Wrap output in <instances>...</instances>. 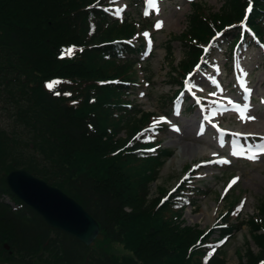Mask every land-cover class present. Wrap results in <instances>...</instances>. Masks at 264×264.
<instances>
[{
	"label": "trees",
	"instance_id": "obj_1",
	"mask_svg": "<svg viewBox=\"0 0 264 264\" xmlns=\"http://www.w3.org/2000/svg\"><path fill=\"white\" fill-rule=\"evenodd\" d=\"M248 1L223 0L221 9L211 13L193 3L185 30L175 36L184 47L182 64L194 60L196 45L213 29L237 20ZM10 3L23 14L20 21L14 12H6ZM259 3L253 0V10H258ZM30 4L36 5L31 12ZM76 18L75 8L55 0H0V114L6 118L0 122V260L3 264H226L221 252L224 244L211 253L198 250L200 246H194L201 231L195 233L186 226L177 229L176 224L162 219L164 205L152 210L156 199L151 204L145 200L150 181L170 155L168 151L148 159L146 166L136 164L141 158L132 153L111 154L132 145L127 140L143 118L137 111L125 119L117 118L108 134L104 122L110 118L111 108L124 104L125 88L119 83L97 84L105 79H133L132 64L127 58L121 60L118 47L110 44L127 37L130 26L106 22L101 27L97 21L88 33L89 20L85 19L70 33ZM251 20L253 13L248 22ZM63 44L66 49L58 50ZM43 45H48V53L39 51ZM120 49L125 54L132 52L125 46ZM49 84L51 88L46 86ZM66 94L80 102L69 105ZM91 94L94 102L88 103ZM120 132L121 137L117 136ZM126 155L132 157L124 158ZM12 169L27 170L81 205L98 224L95 240L86 246L49 228L6 187L4 176ZM3 194L14 202L13 208L3 202ZM257 204V215L264 220V202ZM236 223L245 224L251 242L260 244L255 254L244 251L243 264H255L262 259L263 234L258 228L264 222L257 224L247 216ZM237 227L230 224L218 236ZM206 241L203 238L202 243ZM113 243L122 244L128 254L114 252ZM190 256L195 258L190 260Z\"/></svg>",
	"mask_w": 264,
	"mask_h": 264
},
{
	"label": "rangeland",
	"instance_id": "obj_2",
	"mask_svg": "<svg viewBox=\"0 0 264 264\" xmlns=\"http://www.w3.org/2000/svg\"><path fill=\"white\" fill-rule=\"evenodd\" d=\"M126 1L128 2V9L125 13V16H131L133 12L132 2L129 0ZM199 1L204 3L203 6H200V10L202 12H205L207 9L209 13L216 12L222 7V0ZM55 2H59L60 5L68 4L73 8L81 4V0H72V2L71 0H55ZM147 4L148 6L153 7L150 3V0H147ZM30 8L32 10L29 12L33 11L36 8V5L30 4ZM153 10L155 24L146 25L143 29L144 33L150 35V39L153 44V52L147 59V63L144 64L145 68L143 69L145 70V76H147L150 84L146 88L144 87V84H141L140 88H142V90L140 92H143L144 89L145 94L143 97L137 99L136 91L134 101H136L135 103L142 109L143 112L155 111L156 113H159L158 108L166 107L168 97H170L174 91L175 84H173V82L174 79L177 80L176 77L180 73L178 62H180V59H185L183 47L179 45L180 42L178 40H173V38H175V36L184 30L187 19L186 15H188L190 6L186 0H176L175 2L171 3L165 2L163 5H159V0H155V7H153ZM75 11H77V18L74 25L69 28L70 33L73 29L76 30L78 21H84L85 19L91 18V11L89 10V7H83ZM6 12H14L17 14V21H20V17L23 16L19 10V7H16L11 3L6 9ZM158 23L159 27L156 26ZM165 44H169L167 47L170 48L169 50L165 48ZM65 47L66 46L64 44L59 45L58 50H62ZM39 51L48 53L50 49L48 45H43L42 48H39ZM166 51L169 53H166ZM255 56L256 52L247 54V57L254 58ZM214 57L218 58V64H222L224 62V66L228 64V60L223 61L224 58L219 57L218 54H213L212 58ZM92 66L97 68L94 62L92 63ZM98 68H101V66L98 65ZM248 69L250 70L249 66ZM219 73L223 77L226 71L219 69ZM263 79V70L260 69L251 73V82H245L247 86H252L251 93L254 94V97L250 102V105L252 106H259L257 98L262 91L260 82ZM211 80L215 85H217V74H215ZM86 81L90 83V77H87ZM204 90V88H195L193 90V94L196 95V97L205 96L206 93ZM91 97H94V95ZM232 99H235V96L231 93L225 92L218 99V102L226 104ZM72 100L74 99H67L66 102L69 105L75 107V104L70 103ZM76 102L78 103L79 101L76 100ZM89 103L93 102L90 101ZM220 108L224 110L222 106ZM120 109L124 110L123 108ZM239 113L241 114V118H237V122H224L223 126L230 131H246L261 135L264 134V116L252 114L248 108L245 109L244 107H241ZM201 114L202 113H191L186 117H182V119H180L181 129L176 127L175 131L165 132L160 136L161 141L159 144L161 147H170L172 150L170 151L171 156L162 161L161 165L157 168L159 171L156 178L150 181L147 191L148 194L145 199L150 204L153 202V200L162 196L161 194L164 191H166V193L168 190L170 191L178 181L184 179L183 176H187V173L191 168H195L199 162L207 159L208 155L213 153L209 149L212 146H210L211 144H208V137L202 140L193 138L196 133H193L192 131L193 125L196 126L198 124ZM125 115L126 111H116L115 108H111V116L104 122L105 131L108 134H112L113 122L117 118L125 117ZM247 116L254 117L255 119L248 120L246 118ZM207 118L212 121V114L207 115ZM2 120H6V118L4 115L0 114V122ZM205 128H207V126ZM117 136H123V132L118 133ZM91 144L94 145V142H91ZM188 146L191 147L189 151L187 150ZM158 147L160 148L159 145ZM213 147L215 148L216 153L221 152L216 145ZM27 152L32 153L31 150H27ZM237 153L238 155H241L240 159L244 158V160L234 164L232 167L223 168L221 170H202L201 174L197 177V186L205 189V192L204 194L197 195L193 198L192 204L194 206L186 205V208L181 212L182 214L180 217L176 216V211H167L164 209L161 211L163 214L162 219L169 222L170 224H176L177 229H181L182 227L186 226L190 228L191 231L197 233L206 230L212 224V222L215 221L217 213L225 211V206L227 203L233 202V214L239 213V216H243V219H245V217L249 216L250 214H255L259 205L257 204L258 201L264 199V153L259 157L256 156L255 159L247 158L252 156L249 151H247L246 155L240 151ZM127 157L132 156H124V158ZM182 157H184L183 162L178 164L177 159L179 160ZM225 157L229 158L231 162H233L235 158L234 156L227 155H225ZM148 159L151 158L146 157V159H140L135 163L139 166H146L149 162ZM105 171H107L106 168H104L102 171L103 175L105 174ZM230 173H233L232 181L235 178L238 179H235V182L231 184V187H234L231 193L226 195L224 198H221V193L223 191L222 182L224 181L225 176L229 175ZM2 199L3 202L8 203L11 207L15 206L14 202L7 194H3ZM154 209L156 208L152 205V210ZM258 231L260 232V230ZM215 236L216 234L214 233L212 237L214 238ZM249 238L250 237L247 234L246 226L241 225L240 228L235 231V234L226 241L221 249L222 256L224 257L226 264H243L242 259L245 254V249L254 254L258 251L260 244L258 243L259 246H255ZM246 240H248V242H246ZM176 243L178 244V242ZM3 244L6 245V242H3ZM189 247L190 245L187 246V248ZM112 248L114 252H117V254H128V250L125 249L122 244L113 243ZM200 249L203 250L202 248ZM194 258V256H190L189 259L193 260ZM3 263L4 262L0 260V264Z\"/></svg>",
	"mask_w": 264,
	"mask_h": 264
},
{
	"label": "water",
	"instance_id": "obj_3",
	"mask_svg": "<svg viewBox=\"0 0 264 264\" xmlns=\"http://www.w3.org/2000/svg\"><path fill=\"white\" fill-rule=\"evenodd\" d=\"M4 180L12 194L38 214L49 227L84 245H88L96 237V221L60 189L25 170H11Z\"/></svg>",
	"mask_w": 264,
	"mask_h": 264
},
{
	"label": "snow or ice",
	"instance_id": "obj_4",
	"mask_svg": "<svg viewBox=\"0 0 264 264\" xmlns=\"http://www.w3.org/2000/svg\"><path fill=\"white\" fill-rule=\"evenodd\" d=\"M150 3L152 4V6L153 7H155V0H150ZM251 10H252V4H251V0H249V6H248V8L246 9V13H245V20H247L248 19V13L249 12H251ZM146 15H147V13H145ZM157 27H159V23L156 25ZM144 35L145 36H147V33H144ZM219 35V34H218ZM67 51V53L70 55L71 53H72V48H69V49H67L66 50ZM63 55H64V52L62 51V53H61V58H63ZM47 87H49V88H51V85L49 84V85H46ZM249 92L251 91L250 89L248 90ZM57 94H59V93H57ZM66 95H70V94H66ZM73 103H75V101L73 102ZM247 105H244V108L245 109H247ZM248 120H252V119H255L254 117H251V116H247L246 117ZM91 127V126H90ZM145 131H151V129H146ZM247 158H249V159H255L256 158V155L254 154V155H252V156H249V157H247ZM225 163H228V161H224ZM235 179H238V178H235ZM235 179L233 180V183L235 182ZM241 206H242V204H241Z\"/></svg>",
	"mask_w": 264,
	"mask_h": 264
},
{
	"label": "bare ground",
	"instance_id": "obj_5",
	"mask_svg": "<svg viewBox=\"0 0 264 264\" xmlns=\"http://www.w3.org/2000/svg\"><path fill=\"white\" fill-rule=\"evenodd\" d=\"M190 149H191V147L188 146L187 150L189 151ZM185 153H188V152H185ZM183 158H184V157L180 158L179 160L177 159V163H178V164H179V163H182V162H183ZM180 165H181V164H180Z\"/></svg>",
	"mask_w": 264,
	"mask_h": 264
}]
</instances>
